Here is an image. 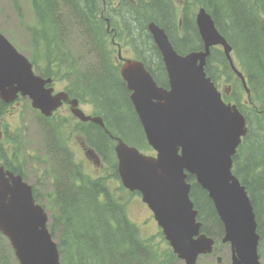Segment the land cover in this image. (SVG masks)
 <instances>
[{
    "label": "water",
    "instance_id": "water-1",
    "mask_svg": "<svg viewBox=\"0 0 264 264\" xmlns=\"http://www.w3.org/2000/svg\"><path fill=\"white\" fill-rule=\"evenodd\" d=\"M196 24L204 50L186 56L174 51L163 29L153 23L148 26L169 75V92L155 87L141 63L128 61L122 67L132 105L156 157L140 155L119 142L118 174L125 189L141 194L174 254L185 264H196L214 244L196 220L188 175L196 178L214 204L223 226L222 243L230 246V264H260L255 213L245 188L232 174V157L246 134L245 120L221 102L204 73L211 47L222 46L232 66L231 48L202 8ZM49 83L34 75L32 64L0 33V99L9 103L18 95L28 97L34 109L50 116L65 99L61 94L52 96L53 90L45 89ZM73 113L82 121L90 119L79 110ZM168 124L183 128L176 135L171 131L175 135L171 140L154 132L166 130ZM46 223L31 188L19 176L0 170V232L18 264H61Z\"/></svg>",
    "mask_w": 264,
    "mask_h": 264
},
{
    "label": "trees",
    "instance_id": "trees-1",
    "mask_svg": "<svg viewBox=\"0 0 264 264\" xmlns=\"http://www.w3.org/2000/svg\"><path fill=\"white\" fill-rule=\"evenodd\" d=\"M28 1L35 24L25 31L34 47L46 46L48 66L44 68V78H56L51 74L62 73L64 80L71 82L70 87L81 93L86 101L100 104L102 114L108 120L110 135L117 133L134 146L136 144L132 140L145 141L140 124L136 118H131L130 101L114 74L106 70L105 65H100L101 74L97 75L92 74L94 71L91 68L85 67L84 71L79 69L81 59L70 60V53L61 46L64 34L73 21L81 30L78 34L82 35L89 53L97 55L102 61V54L106 53L102 46L110 43L109 34L116 32L114 37L121 39L118 31H131L127 36L134 38L137 35L134 31L138 30L130 20L129 13H142V16L139 15V30L144 29L143 22L153 21L166 29L178 53H187L202 48L193 14L188 8L185 10L188 20L184 22L183 36L180 37L176 31L170 32L169 29L172 25L175 30L176 16L169 9L171 0H136L135 6V0ZM13 3L14 8L18 9V1L14 0ZM192 4L204 7L214 19L218 30L232 48L233 59L241 69L250 92L253 107L240 105L249 128L233 158V173L251 200L261 247L264 237V222L260 217H264V0H193ZM119 16L123 23L116 24ZM166 22L169 24H163ZM138 42L149 44L142 38ZM31 60L35 71L40 74L37 58ZM215 64L221 66L220 72H217ZM206 71L212 79L223 75L230 79L232 74L222 51L217 49L211 50ZM237 91L242 95L240 84ZM123 112H126L125 118L119 115ZM117 118L122 119L121 123L116 122ZM102 154L106 155L105 152ZM63 173L64 181L60 180L58 188L53 186L57 190L50 196L53 211L48 224L50 233L57 241L62 264L179 263L162 235L160 237L166 249L158 246L152 238L141 236L139 228L126 216L125 203L110 190L106 179H91L74 162ZM112 176L117 177L116 170ZM55 181H59L58 177ZM188 182L191 184L190 197L198 211V220L203 223L202 230L215 240L218 247L223 227L214 206L193 177L189 176Z\"/></svg>",
    "mask_w": 264,
    "mask_h": 264
},
{
    "label": "rangeland",
    "instance_id": "rangeland-1",
    "mask_svg": "<svg viewBox=\"0 0 264 264\" xmlns=\"http://www.w3.org/2000/svg\"><path fill=\"white\" fill-rule=\"evenodd\" d=\"M18 1V9L14 8V0H0V32L9 40L10 42L26 56L30 59L33 57L37 58V64L40 68V73L45 74L44 68L48 66L46 55V46L39 47L33 46L30 43V37L26 30L27 27H31L35 24L33 10L28 0H17ZM193 0H189L190 6L189 11L196 13L197 10H194V5L192 4ZM134 6L137 5L135 0ZM183 0H171V4L169 3L170 11L175 13V30L180 37L183 36ZM165 11V9L163 10ZM169 11V10H168ZM140 16L142 13L133 15L129 13L130 20L134 24V27L138 31H134L135 33H139L140 37L145 40V43L149 41L148 38L144 37L143 34L147 31H140ZM170 17V15H169ZM166 21V20H165ZM148 22H143V27H145ZM168 25L169 22L163 23ZM171 24V23H170ZM170 29V28H169ZM79 28L75 26V24L70 22L66 29L65 38L63 41L62 48L68 50L72 59L78 61L76 58L81 59L82 63L79 64V69L82 67L91 68L94 73L92 74H101L100 65L96 62L99 61L97 55H91L88 51L87 46L84 44L83 38L81 34H78ZM128 32V31H126ZM173 32V31H170ZM121 39H118L119 42L122 44L128 43L132 46L137 45L134 38H129L127 34H122ZM198 45V43H196ZM124 56L134 57V53L127 49L123 53ZM40 56V60H39ZM58 78L62 79L63 77L57 74ZM62 81V80H61ZM66 84L68 82H60L56 81L55 85H53L56 92L65 91ZM231 90V88H230ZM232 91V90H231ZM13 108L12 115L7 117L6 115L3 117L4 119L1 120L2 124H5V119H7L9 134H13L14 140L19 142L21 145H27V147L31 148L32 151L36 152L38 145L40 144V202L44 206V208L51 213L53 211L52 201L50 200V196H52V191L54 187L58 188L60 184V180L64 181V173L66 169H68V164L63 162L61 166H59L56 158L48 157L46 151L48 147L56 144L57 136L56 132L60 137L61 147L68 146L71 149L73 154V162L78 163L81 165L82 169L88 174L94 173V171L90 168V165L86 162L85 159L82 158L81 152L77 146L79 140H73L75 143L66 142V138H70L71 130L73 126L71 124H66L63 118L67 119V123L71 122L74 126H77V122L72 121L68 116L64 114L63 109L59 111L50 123H42L39 119L36 118V112L33 111L31 101L26 99L21 100L18 102V106ZM81 109L86 113L89 114L93 109L91 106L86 105V103L82 102ZM20 114V115H19ZM116 122H120L116 119ZM121 123V122H120ZM39 125V127H38ZM50 131H48L46 128ZM54 130H51V129ZM79 128V127H78ZM3 128L0 127V131ZM40 131V134H39ZM56 138L55 140L53 138ZM53 145V146H54ZM52 146V147H53ZM109 149V147H108ZM67 158L66 156L63 157ZM65 161V160H64ZM50 174H47V172ZM26 175L29 180H31V171L25 170ZM62 173V174H61ZM111 173V172H110ZM109 173V174H110ZM59 174L61 177L59 178ZM54 176L58 177L59 181L54 182ZM91 176V175H90ZM106 182L110 187V190L119 198L122 203H125L126 208V216L128 220L133 222L140 230V234L144 238H152L158 244V246L164 248L162 243V239L159 235V228L156 225V222L152 219V213L146 207L145 204L142 203L140 196L133 194L130 196L127 192L119 190V182L116 179L108 176L106 178ZM67 184V183H65ZM54 186V187H53ZM262 221L264 222V217L260 215ZM263 236H264V228L262 229ZM261 253V263L264 264V237L263 243L260 247ZM220 258V263H216V259ZM230 251L228 246H224L221 244L217 254L213 257H205L200 259L197 264H230ZM0 264H18L16 258L14 257L13 251L7 242V238H5L0 233ZM178 264H184L183 262L179 261Z\"/></svg>",
    "mask_w": 264,
    "mask_h": 264
},
{
    "label": "flooded vegetation",
    "instance_id": "flooded-vegetation-1",
    "mask_svg": "<svg viewBox=\"0 0 264 264\" xmlns=\"http://www.w3.org/2000/svg\"><path fill=\"white\" fill-rule=\"evenodd\" d=\"M183 21L186 23L184 12H183ZM109 29L110 26H108V30ZM110 31H112V29ZM118 32L119 34L121 33V31ZM128 32L131 33V31ZM115 33L116 32H112L109 34L110 43L102 46V49H105L106 53L102 54V61H96V62L99 65H105L106 70L108 69L110 73L114 74L117 83L122 86V91L127 96V99L130 101L131 92L129 91L127 84L122 78L121 69L128 61H135L137 63H141L143 69L149 74L151 79L156 83L158 87H161L163 89H168L169 84H168L167 71L161 59V55L159 51L157 50L156 46L152 44L153 42L151 44H139L138 41L140 40V38L136 35L137 45L132 46L130 44H119L116 40L113 39ZM127 49L131 50L134 53V57H128L123 55L124 51ZM137 54L138 57L135 58ZM224 81H228V79H224ZM53 85H55V81H53L52 86ZM228 90L229 88L226 89L227 95H229ZM54 93H57L55 89H54ZM60 94L66 101H61L60 106L56 110V112L57 111L58 112L55 113L53 117L47 119L42 115H40V112L34 111L36 112V118L39 119V125L40 122L42 123V125L44 123H50V121L57 114H59V111H61V109L67 106L66 108L63 109L64 114L68 116L72 121L77 122L79 125L77 124V126H74V124H72L71 122L67 123V119L63 118L66 124H71L73 126V129L71 130L70 138L67 137L66 142L69 141L71 145L72 143H75L72 137L79 140L77 146L81 152L82 158L85 159L86 162L91 167L95 166L94 172L96 173V176H99L101 174V170L103 167L101 161L99 163V160L101 158L99 154L105 152L106 155L112 157V154L108 152L106 147L108 145V142L113 143L112 142L113 140H116L117 138L120 137H112L108 132L109 131L108 130L109 125L107 123L108 120L104 118L102 114L103 112L101 111L100 108V104H95V103L92 104L86 101V99H84L81 96V93L75 91L74 88L70 87V85L66 86L65 91L60 92ZM72 97H74L75 100L76 99L78 100L77 103L80 110H82L81 109L82 102L86 103V105L91 106L93 110L89 114L86 113L85 114L90 117L93 116L98 117L101 120V122L104 123V127L100 126L99 124H95L91 122H86L85 124L79 123L77 119L72 115L71 107L68 104V101L71 100ZM15 106H18V104L13 103L8 105L2 103L0 105V127L3 128V130L0 131V169L3 172H9L15 176H20L22 178V181L30 186L33 196H36V199H38L40 197L39 195L40 194V144L38 145L37 151L33 152L32 147L29 148L25 144L21 145L19 142H16L14 140L13 134H9V129H8L9 124L7 123V119H5V124L1 123V120L4 119L3 117L6 115V113H7V117L12 115L13 108H16ZM130 107L132 108L131 118L133 117L134 119L136 118L137 123H139L140 122L139 117L136 111L134 110L131 101H130ZM119 115L125 118L126 112H123ZM40 116H42L44 119H42ZM117 119L119 121H122L121 118H117ZM77 127H79V129H77ZM97 127L100 129H97ZM55 134L57 136L56 144L54 145L53 143L52 144V146L54 145L53 147L49 146L48 150L46 151V154L48 155V157H52V158L55 157L58 163H62L63 157L66 156L67 158H64V160L70 165L73 159L72 151L71 149L68 148L67 145L61 147V145L59 144L60 137L57 134V132ZM53 139L55 140L56 138L54 137ZM25 170L31 171V178H32L31 180L28 179ZM53 190L55 192V190L57 189H53Z\"/></svg>",
    "mask_w": 264,
    "mask_h": 264
},
{
    "label": "bare ground",
    "instance_id": "bare-ground-1",
    "mask_svg": "<svg viewBox=\"0 0 264 264\" xmlns=\"http://www.w3.org/2000/svg\"><path fill=\"white\" fill-rule=\"evenodd\" d=\"M95 26V25H94ZM95 32V31H94ZM97 35V34H96ZM141 46V45H140ZM141 51V50H140ZM119 94V93H118ZM110 99V98H109ZM113 100V99H112ZM115 114V113H114ZM183 128H181L178 125L168 124L166 130H155L154 132L160 137V138H166L168 140H171L176 134L180 133ZM174 132L175 135H173ZM91 133V132H90ZM92 135V134H91ZM96 140V139H95ZM77 176V175H76ZM87 181V180H86Z\"/></svg>",
    "mask_w": 264,
    "mask_h": 264
}]
</instances>
